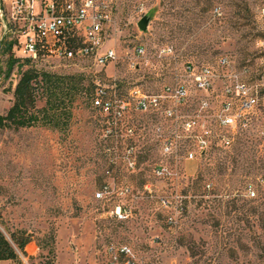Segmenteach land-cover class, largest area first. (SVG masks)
Returning a JSON list of instances; mask_svg holds the SVG:
<instances>
[{
	"label": "rangeland",
	"instance_id": "374dc122",
	"mask_svg": "<svg viewBox=\"0 0 264 264\" xmlns=\"http://www.w3.org/2000/svg\"><path fill=\"white\" fill-rule=\"evenodd\" d=\"M114 31L105 42L116 62L94 65L86 59L65 67L57 60H39L38 70L82 73L86 82L116 80L122 95L134 85L159 91L177 78L187 81L190 98L183 112L197 110L200 98L218 105L221 85L196 91L187 65H216L228 55L236 67L254 63L259 27L256 13L264 0H112ZM220 14H214V8ZM147 16L140 30L137 22ZM141 47L138 54L136 48ZM171 47L172 52H162ZM15 56L17 49L12 50ZM8 53L0 48V113L13 101L15 68L5 77ZM90 96L76 100L68 130L36 126L0 130V229H21L31 236L23 264H106L110 245H127L145 264H264V187L257 197L244 195L246 182L264 174V138L255 128L236 136L232 146L218 144L194 159L161 152L155 127L165 132L170 122L161 112H131L127 122L135 136L137 166L108 165L102 116ZM42 103L39 102L38 106ZM212 112V110H209ZM186 147L191 141L185 140ZM172 174L158 177V163ZM128 185L135 197L95 198L103 183ZM149 184L152 194L144 191ZM210 184V186H207ZM160 197L171 201L169 207ZM131 209L119 220L110 215L115 204ZM52 248V254H48ZM0 264H10L0 260Z\"/></svg>",
	"mask_w": 264,
	"mask_h": 264
},
{
	"label": "built area",
	"instance_id": "2783aa9c",
	"mask_svg": "<svg viewBox=\"0 0 264 264\" xmlns=\"http://www.w3.org/2000/svg\"><path fill=\"white\" fill-rule=\"evenodd\" d=\"M112 7V0H0V41L12 40V50H18V57L33 63L54 59L67 67L88 59L94 65L105 66L118 59L113 47L105 48L107 38L114 31ZM213 12L218 15L220 9L215 7ZM256 18L259 38L253 64L247 62L236 67L228 55H221L215 66L186 67L187 77L200 93L212 92L220 83L221 95L216 107L210 99L200 98L197 110L183 112L182 107L190 98L189 85L184 79L177 78L156 92H146L134 85L127 96L122 95L116 80L94 81L91 104L102 116L101 138L110 167L123 164L135 169L137 166L136 145L129 143L122 149L119 146L135 136L134 126L127 122L131 112L162 113L171 129L165 132L157 125L155 132L160 137L161 152L175 158L182 150L185 159H194L213 144L230 147L238 134L252 127L264 138V4L258 7ZM136 52L143 51L137 47ZM162 52H172V48L164 47ZM185 140H190L192 145L186 147ZM154 174L170 176V165L158 163ZM257 184L264 187V174L256 181L246 182L247 198L257 197ZM143 189L152 194L149 184ZM111 196L134 198L135 194L130 186H116L114 181L103 183L95 192V198ZM160 202L165 207L171 205L165 197H160ZM110 215L124 220L131 216V209L117 203L110 209ZM106 251V264H145L127 245H110Z\"/></svg>",
	"mask_w": 264,
	"mask_h": 264
},
{
	"label": "trees",
	"instance_id": "16d2710c",
	"mask_svg": "<svg viewBox=\"0 0 264 264\" xmlns=\"http://www.w3.org/2000/svg\"><path fill=\"white\" fill-rule=\"evenodd\" d=\"M12 45L13 41L8 38L0 41L2 52L8 53L5 77H9L15 68L18 72L12 104L0 113V130L41 126L65 132L70 127L76 100L86 95L90 96L91 103L94 83L86 82L82 73L58 74L38 70L30 59L15 56ZM39 102L42 103L40 106ZM30 243L31 236L24 230L9 231L7 236L0 229V260L23 264L20 254L30 256ZM52 252L49 248L48 254Z\"/></svg>",
	"mask_w": 264,
	"mask_h": 264
},
{
	"label": "water",
	"instance_id": "95a60500",
	"mask_svg": "<svg viewBox=\"0 0 264 264\" xmlns=\"http://www.w3.org/2000/svg\"><path fill=\"white\" fill-rule=\"evenodd\" d=\"M148 25V18L147 16H143L141 19L138 20L137 26L140 30H145Z\"/></svg>",
	"mask_w": 264,
	"mask_h": 264
},
{
	"label": "crops",
	"instance_id": "0c3cea01",
	"mask_svg": "<svg viewBox=\"0 0 264 264\" xmlns=\"http://www.w3.org/2000/svg\"><path fill=\"white\" fill-rule=\"evenodd\" d=\"M6 261L10 262V264H14L13 262H11V261H9V260H6Z\"/></svg>",
	"mask_w": 264,
	"mask_h": 264
}]
</instances>
